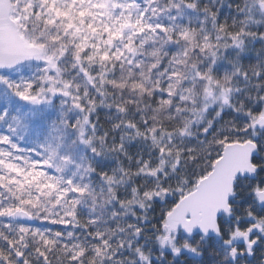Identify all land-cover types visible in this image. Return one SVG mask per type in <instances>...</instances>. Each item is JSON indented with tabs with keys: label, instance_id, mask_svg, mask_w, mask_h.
Returning a JSON list of instances; mask_svg holds the SVG:
<instances>
[{
	"label": "snow or ice",
	"instance_id": "1",
	"mask_svg": "<svg viewBox=\"0 0 264 264\" xmlns=\"http://www.w3.org/2000/svg\"><path fill=\"white\" fill-rule=\"evenodd\" d=\"M0 264H264V0H0Z\"/></svg>",
	"mask_w": 264,
	"mask_h": 264
}]
</instances>
